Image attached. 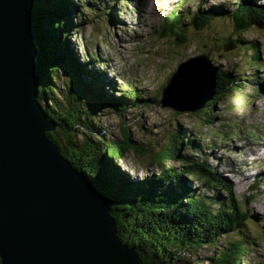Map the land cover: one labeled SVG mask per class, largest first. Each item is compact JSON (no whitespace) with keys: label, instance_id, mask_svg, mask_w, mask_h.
I'll use <instances>...</instances> for the list:
<instances>
[{"label":"rangeland","instance_id":"374dc122","mask_svg":"<svg viewBox=\"0 0 264 264\" xmlns=\"http://www.w3.org/2000/svg\"><path fill=\"white\" fill-rule=\"evenodd\" d=\"M236 1L60 2L72 23L77 25V30L64 38L65 45L70 47V52L66 50L67 58L73 67L81 66L97 77L91 89L107 99L120 97L129 89L139 93L135 95L137 106L129 105L121 115L110 107L98 110L94 116L96 127L110 138L120 139L128 135L140 148L156 152L175 130L188 133L194 143L199 141L201 151L192 155L200 160L206 159L232 183L233 192L246 215L239 232L223 236L217 246L245 239L248 244L242 264H264V19L258 26L237 35L229 18ZM105 2L106 8L102 6ZM82 4L84 6H80ZM253 7L264 13V0H253ZM173 8H179L187 18L212 12L213 19L201 32L195 31L191 25L186 26V42L179 44L175 38L159 34L162 17ZM106 11L109 13L105 16ZM200 54L207 55L215 65L233 74L241 85L238 91L224 95L215 105L207 102L209 104L197 112L179 113L162 108L159 103L161 90L177 65ZM57 76L60 78L57 84L65 88L70 82L64 79L66 71L60 69ZM79 78L86 86L90 84L85 74H80ZM205 115L212 119L211 127H202ZM180 152L191 155L189 149ZM144 160L149 157L143 156L139 150L138 153L127 152L114 163L123 178L131 183L150 176L143 170ZM168 165H172L171 162ZM148 171L155 175L158 168L152 166ZM253 180L256 186L248 187ZM187 184L196 194L212 196L210 190L195 180H187ZM220 195L225 199L224 194ZM215 251L207 246L191 249L179 253L177 262L212 264L209 257Z\"/></svg>","mask_w":264,"mask_h":264},{"label":"trees","instance_id":"16d2710c","mask_svg":"<svg viewBox=\"0 0 264 264\" xmlns=\"http://www.w3.org/2000/svg\"><path fill=\"white\" fill-rule=\"evenodd\" d=\"M60 1H35L36 47L44 63L37 100L56 125L54 131L47 134L48 138L74 168L109 196L117 235L123 243L135 249L143 264H178L179 253L202 246L216 249L209 257L212 264H242L248 244L245 239L228 241L223 246H217V242L225 235L238 233L246 215L232 184L206 159L200 160L192 155L200 153L199 141L194 143L188 133L175 130L156 152L140 148L128 135L120 139L110 138L96 127L94 116L98 110L110 107L121 115L129 105L137 106L135 95L139 93L129 89L120 97L107 99L91 89L97 77L81 66L73 67L67 58L66 50L70 52V47L65 45L64 38L71 36L70 32L77 30V25L67 16ZM102 6L106 8L107 2ZM263 14L262 9L253 7V3L237 0L229 18L238 35V32L243 34L258 26L264 19ZM212 19V12L187 18L179 8H173L162 18L159 34L173 37L183 44L188 32L186 26L191 25L195 31L201 32ZM217 67L215 95L209 101L212 105L241 86L226 68ZM60 69L66 71L64 79L70 80L65 88L56 82L60 80L57 76ZM80 74L88 76L90 84L82 83ZM202 118V127L212 126V119L206 115ZM188 149L191 155L180 152ZM139 150L143 156L149 157L143 162V170L150 176L130 183L123 178L114 161L127 152L138 153ZM169 162L172 165L169 166ZM152 166L158 168L155 175L148 171ZM187 180L199 182L212 192V196L196 194L189 188ZM220 194H224L225 199Z\"/></svg>","mask_w":264,"mask_h":264},{"label":"water","instance_id":"95a60500","mask_svg":"<svg viewBox=\"0 0 264 264\" xmlns=\"http://www.w3.org/2000/svg\"><path fill=\"white\" fill-rule=\"evenodd\" d=\"M35 1L0 0V264H143L118 237L109 196L47 136L56 125L37 100ZM212 63L178 64L160 106L201 110L215 95Z\"/></svg>","mask_w":264,"mask_h":264},{"label":"bare ground","instance_id":"6f19581e","mask_svg":"<svg viewBox=\"0 0 264 264\" xmlns=\"http://www.w3.org/2000/svg\"><path fill=\"white\" fill-rule=\"evenodd\" d=\"M212 64H214V63H212ZM215 65V64H214Z\"/></svg>","mask_w":264,"mask_h":264}]
</instances>
